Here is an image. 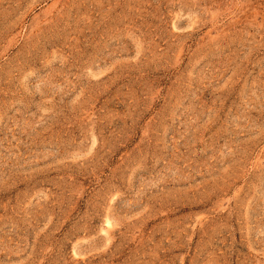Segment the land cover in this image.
Returning <instances> with one entry per match:
<instances>
[{
	"label": "rangeland",
	"instance_id": "374dc122",
	"mask_svg": "<svg viewBox=\"0 0 264 264\" xmlns=\"http://www.w3.org/2000/svg\"><path fill=\"white\" fill-rule=\"evenodd\" d=\"M0 264H264V0H0Z\"/></svg>",
	"mask_w": 264,
	"mask_h": 264
}]
</instances>
